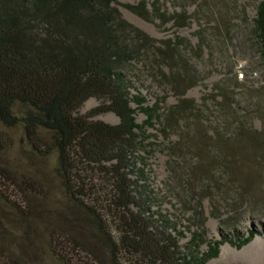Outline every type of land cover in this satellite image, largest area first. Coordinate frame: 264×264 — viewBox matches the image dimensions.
<instances>
[{"label":"trees","instance_id":"obj_1","mask_svg":"<svg viewBox=\"0 0 264 264\" xmlns=\"http://www.w3.org/2000/svg\"><path fill=\"white\" fill-rule=\"evenodd\" d=\"M117 4L118 0H0V157L14 145L12 132L17 131L23 152L56 156L60 188L91 223L96 243L90 245V240L58 224L48 231L47 252L60 264H208L225 243L239 249L264 237V232L248 228L246 234L223 233L221 240L208 243L206 252L198 250L194 238L184 249V233L166 214L152 209L157 198L149 188L144 158L137 155L150 146L144 128L153 126V120L178 127L179 114L193 111L197 117L200 112L185 98L166 112L146 105L136 87L135 64L149 71L163 67L161 56L166 52L128 22ZM152 5L154 16L170 19L160 13L156 1ZM126 6L144 19L152 16L145 2ZM253 32L264 59V0L256 6ZM177 56L189 74L181 76L180 70L170 80L176 91L184 86L179 90L184 95L196 77L187 59ZM91 98L102 104L81 115ZM137 111L146 116L142 124L136 122ZM105 112H113L119 123L94 119ZM258 135L263 144L264 131ZM22 177L18 182L0 165V203L16 219L28 222L30 214L18 202V194L43 198L46 186L32 175ZM29 224L19 236V248L0 229V264H36L32 257L41 251L30 239L35 231L32 221ZM99 246H104L106 260L97 256Z\"/></svg>","mask_w":264,"mask_h":264},{"label":"rangeland","instance_id":"obj_2","mask_svg":"<svg viewBox=\"0 0 264 264\" xmlns=\"http://www.w3.org/2000/svg\"><path fill=\"white\" fill-rule=\"evenodd\" d=\"M155 1L168 21L154 16ZM259 1L118 0L123 17L166 52L161 56L163 67L149 71L141 63L135 64L134 72L139 75L136 87L146 97V105H157L166 112L185 98L194 101L200 112L197 117L193 111L179 114L178 127L153 120V126L144 128L150 146L137 154L144 158L149 188L157 198L152 209L166 214L184 233L180 237L184 249L192 238L198 250L206 252L208 243L221 240L223 233L246 234L248 228L264 232V143L258 140V133L264 131V59L253 32ZM141 2L152 13L149 19L126 6ZM177 54L187 59L196 77V84L184 95L179 91L184 86L176 91L170 80L180 70L181 76L189 74ZM101 104V99H88L79 113L87 115ZM135 118L138 124L146 120L139 111ZM94 119L119 123L113 112L100 113ZM12 134L15 143L0 157V165L18 182L22 175H32L46 186L43 198L30 200L20 194L17 198L30 214L35 231L30 239L41 251L33 261L60 264L47 252L46 243L49 229L58 224L95 245L91 223L60 188L56 156L35 157L23 152L20 133ZM218 140L220 143L215 142ZM142 161L138 162L144 165ZM30 221L16 219L0 203V229L13 239L16 248ZM97 256L106 260L104 246L98 247ZM208 264H264V237L257 236L239 249L225 243L220 255Z\"/></svg>","mask_w":264,"mask_h":264}]
</instances>
